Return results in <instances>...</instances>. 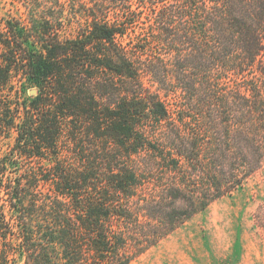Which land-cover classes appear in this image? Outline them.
Masks as SVG:
<instances>
[{
  "label": "trees",
  "instance_id": "obj_1",
  "mask_svg": "<svg viewBox=\"0 0 264 264\" xmlns=\"http://www.w3.org/2000/svg\"><path fill=\"white\" fill-rule=\"evenodd\" d=\"M22 5L0 15V264H132L264 167V0Z\"/></svg>",
  "mask_w": 264,
  "mask_h": 264
},
{
  "label": "rangeland",
  "instance_id": "obj_2",
  "mask_svg": "<svg viewBox=\"0 0 264 264\" xmlns=\"http://www.w3.org/2000/svg\"><path fill=\"white\" fill-rule=\"evenodd\" d=\"M23 1L0 0V15L25 18ZM148 13L146 10L144 16ZM142 27L138 28L139 38L145 32ZM21 94L24 98L34 93L25 89ZM14 137L15 132L3 140L1 154L9 151ZM132 264H264V167Z\"/></svg>",
  "mask_w": 264,
  "mask_h": 264
},
{
  "label": "water",
  "instance_id": "obj_3",
  "mask_svg": "<svg viewBox=\"0 0 264 264\" xmlns=\"http://www.w3.org/2000/svg\"><path fill=\"white\" fill-rule=\"evenodd\" d=\"M37 92V90L36 89H32V93H36Z\"/></svg>",
  "mask_w": 264,
  "mask_h": 264
}]
</instances>
